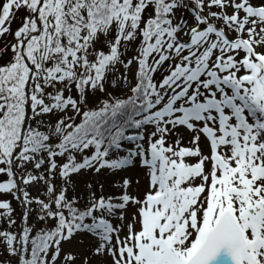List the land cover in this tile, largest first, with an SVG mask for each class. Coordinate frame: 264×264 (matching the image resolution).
Listing matches in <instances>:
<instances>
[{"label":"snow or ice","instance_id":"6c2138e0","mask_svg":"<svg viewBox=\"0 0 264 264\" xmlns=\"http://www.w3.org/2000/svg\"><path fill=\"white\" fill-rule=\"evenodd\" d=\"M0 264H264V0H0Z\"/></svg>","mask_w":264,"mask_h":264}]
</instances>
